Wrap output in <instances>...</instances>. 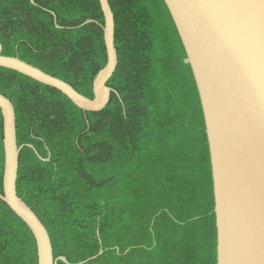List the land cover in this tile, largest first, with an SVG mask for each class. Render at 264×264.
<instances>
[{
  "label": "trees",
  "instance_id": "16d2710c",
  "mask_svg": "<svg viewBox=\"0 0 264 264\" xmlns=\"http://www.w3.org/2000/svg\"><path fill=\"white\" fill-rule=\"evenodd\" d=\"M108 3L118 64L100 112L0 68L17 146L36 151L20 152L17 196L45 227L54 259L79 264L102 250L86 264H216L204 119L173 21L163 0ZM103 26L98 0H0L1 55L88 99L107 63ZM3 171L0 111V194ZM0 264H37L30 230L2 201Z\"/></svg>",
  "mask_w": 264,
  "mask_h": 264
},
{
  "label": "water",
  "instance_id": "95a60500",
  "mask_svg": "<svg viewBox=\"0 0 264 264\" xmlns=\"http://www.w3.org/2000/svg\"><path fill=\"white\" fill-rule=\"evenodd\" d=\"M98 2L107 63L93 80V99L17 57L2 56L1 45L0 68L61 92L84 112L103 110L113 92L106 83L118 62L114 15L108 0ZM163 2L185 51L202 109L214 198L216 264H264V0ZM0 111L4 149L0 201L30 230L37 264H70L63 256L53 258L45 227L17 196L19 155L24 147H32L17 146L14 108L1 94ZM101 254L102 250L79 264Z\"/></svg>",
  "mask_w": 264,
  "mask_h": 264
}]
</instances>
